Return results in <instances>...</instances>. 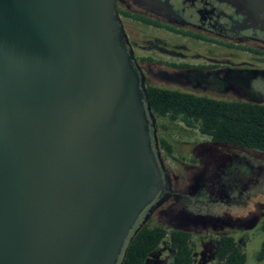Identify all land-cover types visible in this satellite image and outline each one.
<instances>
[{
	"label": "water",
	"instance_id": "obj_1",
	"mask_svg": "<svg viewBox=\"0 0 264 264\" xmlns=\"http://www.w3.org/2000/svg\"><path fill=\"white\" fill-rule=\"evenodd\" d=\"M147 115L116 0H0V264H120L162 186Z\"/></svg>",
	"mask_w": 264,
	"mask_h": 264
},
{
	"label": "flooded vegetation",
	"instance_id": "obj_2",
	"mask_svg": "<svg viewBox=\"0 0 264 264\" xmlns=\"http://www.w3.org/2000/svg\"><path fill=\"white\" fill-rule=\"evenodd\" d=\"M116 5L125 48L146 89L264 106L263 15L218 0ZM147 121L162 186L139 213L123 256L139 230L160 228L189 235L190 264H227L229 245L247 259L253 238L264 241V149L214 141L197 126L153 112ZM174 256L164 240L141 264H175Z\"/></svg>",
	"mask_w": 264,
	"mask_h": 264
},
{
	"label": "trees",
	"instance_id": "obj_3",
	"mask_svg": "<svg viewBox=\"0 0 264 264\" xmlns=\"http://www.w3.org/2000/svg\"><path fill=\"white\" fill-rule=\"evenodd\" d=\"M147 92L155 115L177 119L189 127L197 126L200 133L214 141L264 149V106L215 101L169 89L148 88ZM161 144L171 151L166 140L162 139ZM188 239L189 235L180 231L142 228L127 243L120 264H141L164 240L175 251V264H190ZM227 249L230 253L227 264L246 263L245 254L232 251L230 245ZM258 254L259 260L264 258V241Z\"/></svg>",
	"mask_w": 264,
	"mask_h": 264
},
{
	"label": "rangeland",
	"instance_id": "obj_4",
	"mask_svg": "<svg viewBox=\"0 0 264 264\" xmlns=\"http://www.w3.org/2000/svg\"><path fill=\"white\" fill-rule=\"evenodd\" d=\"M261 238L260 236H255L247 250V259L245 264H264V259L261 262H258L254 258V254L259 252L261 247Z\"/></svg>",
	"mask_w": 264,
	"mask_h": 264
}]
</instances>
